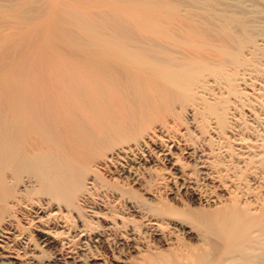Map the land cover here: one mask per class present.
I'll list each match as a JSON object with an SVG mask.
<instances>
[{
	"label": "bare ground",
	"instance_id": "1",
	"mask_svg": "<svg viewBox=\"0 0 264 264\" xmlns=\"http://www.w3.org/2000/svg\"><path fill=\"white\" fill-rule=\"evenodd\" d=\"M252 74L264 0H0V264H264L262 184L190 129Z\"/></svg>",
	"mask_w": 264,
	"mask_h": 264
},
{
	"label": "rangeland",
	"instance_id": "2",
	"mask_svg": "<svg viewBox=\"0 0 264 264\" xmlns=\"http://www.w3.org/2000/svg\"><path fill=\"white\" fill-rule=\"evenodd\" d=\"M251 76H246L247 78L244 82L242 80L239 81L238 89L240 88L243 91L239 89L242 95L230 97L231 105L229 104L230 108L227 115L228 126L226 125L221 130L217 129L214 123H212L211 127L207 128L209 132L205 135H201L200 130L195 125L190 129L192 137L204 146L202 147L206 152L209 151L210 147L213 153H219V156L218 154L217 156L225 163L224 166L228 165V169L232 170L228 171L230 176L233 178L236 176L235 178H237L239 177L238 174H240L241 177L239 178L242 179L238 183L240 182L242 187L247 186L257 191L259 188L257 186L262 184L263 186L261 185L257 192L264 193V149H262L264 147V77L260 75V78H257L255 74ZM180 130L182 133L185 132L183 128ZM178 146L181 147L179 148ZM174 150L182 158L180 165H182L183 169H181L186 172L192 171L193 157H191L189 152H186L188 150L185 149L183 141L176 144ZM181 150L182 153H180ZM213 157H215L214 154H212V158L210 159H213ZM250 159L254 161H249ZM165 176H168L167 173H165ZM243 180L245 181L243 182ZM168 184L170 185L171 182L169 181ZM54 245H50L48 250L52 251Z\"/></svg>",
	"mask_w": 264,
	"mask_h": 264
}]
</instances>
